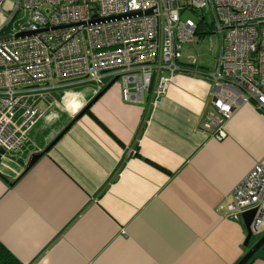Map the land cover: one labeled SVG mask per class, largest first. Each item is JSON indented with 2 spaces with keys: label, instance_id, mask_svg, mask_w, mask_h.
I'll list each match as a JSON object with an SVG mask.
<instances>
[{
  "label": "crops",
  "instance_id": "crops-1",
  "mask_svg": "<svg viewBox=\"0 0 264 264\" xmlns=\"http://www.w3.org/2000/svg\"><path fill=\"white\" fill-rule=\"evenodd\" d=\"M34 89L45 116L0 163V244L21 264H237L264 235L263 222L246 247L243 218L224 209L264 165V118L245 104L218 141L202 129L209 78L177 74L151 106L124 102L119 83Z\"/></svg>",
  "mask_w": 264,
  "mask_h": 264
},
{
  "label": "built area",
  "instance_id": "built-area-1",
  "mask_svg": "<svg viewBox=\"0 0 264 264\" xmlns=\"http://www.w3.org/2000/svg\"><path fill=\"white\" fill-rule=\"evenodd\" d=\"M6 1L13 3L10 11ZM2 12L7 22L0 38L8 39L0 41V148L6 156L23 147L45 116L34 106L32 87L56 79L99 89L119 83L124 102L144 104L149 94L151 106L173 76L198 73L214 83L202 129L218 141L243 105L254 101L264 110V0H0ZM186 12L198 22L183 21ZM19 18L24 23L14 29ZM208 29L219 36L220 49L215 70L201 72L186 65L184 50ZM224 209L234 218L257 209L251 230L263 235V164Z\"/></svg>",
  "mask_w": 264,
  "mask_h": 264
},
{
  "label": "rangeland",
  "instance_id": "rangeland-1",
  "mask_svg": "<svg viewBox=\"0 0 264 264\" xmlns=\"http://www.w3.org/2000/svg\"><path fill=\"white\" fill-rule=\"evenodd\" d=\"M12 7L13 3L11 1H6V3L4 4L5 11H10ZM181 18L183 21L191 20L195 23L198 22V17L193 12H186L181 16ZM6 22L7 19L5 16V12H2L0 14V30L4 27ZM22 23H24V20L22 18H19L13 26L14 29H19V26ZM219 49L220 38L216 33H213L205 36L204 38L196 40L194 45L186 46L184 50V58L188 59L193 57L195 63L208 65L210 70H215ZM257 238L258 237H254L253 241H255Z\"/></svg>",
  "mask_w": 264,
  "mask_h": 264
},
{
  "label": "water",
  "instance_id": "water-1",
  "mask_svg": "<svg viewBox=\"0 0 264 264\" xmlns=\"http://www.w3.org/2000/svg\"><path fill=\"white\" fill-rule=\"evenodd\" d=\"M24 35L25 34H20L18 37H23ZM28 35H31V34H28ZM6 39H8V37L0 38V41L6 40ZM47 86H48V84H43V85H39V86H34V87H32V89L47 87ZM47 150L44 152H41V153L33 154L32 157L30 158L28 164L26 165V171L30 170L44 156V154L47 152ZM4 156H6L5 150L0 148V163L3 160ZM3 178L7 182H9V180L5 176H3ZM256 212H257V209H253V210H250V211L244 213L242 216L244 223H245V226L247 228V233H248L247 238H246V243H245L246 247L250 246V244L254 238L252 230H251V225H252V222H253L254 217L256 215ZM262 249H264V235L259 239V241L249 250V252L237 264H251V261L253 260V258Z\"/></svg>",
  "mask_w": 264,
  "mask_h": 264
},
{
  "label": "trees",
  "instance_id": "trees-1",
  "mask_svg": "<svg viewBox=\"0 0 264 264\" xmlns=\"http://www.w3.org/2000/svg\"><path fill=\"white\" fill-rule=\"evenodd\" d=\"M205 31L206 32L202 31L201 33H199V39L204 38L207 35L213 34V32L210 29L205 30ZM186 65H189V67L191 68L192 67L198 68L199 71L201 72L207 71V69L203 67L191 66L190 64H186ZM187 75H192V73L187 74ZM248 106H250V108L255 111L256 115H258L261 118H264V110L260 109L254 101L250 102ZM255 257L253 258V260L255 259ZM0 264H21V263L17 259H15L7 250H5L3 246L0 244Z\"/></svg>",
  "mask_w": 264,
  "mask_h": 264
}]
</instances>
